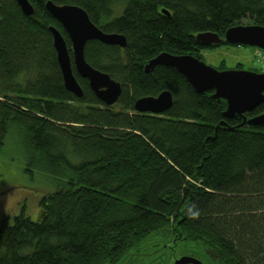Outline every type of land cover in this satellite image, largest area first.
<instances>
[{"label":"trees","instance_id":"1","mask_svg":"<svg viewBox=\"0 0 264 264\" xmlns=\"http://www.w3.org/2000/svg\"><path fill=\"white\" fill-rule=\"evenodd\" d=\"M46 1L29 0L25 15L0 0V152L13 136L29 167L56 184L39 221L1 218L0 264H113L164 230L202 245L212 264H264V125L247 122L264 103L226 117L224 100L196 92L173 67L144 71L161 52L203 60L199 32L264 25V0H51L125 35L124 48L84 45L87 63L120 83L114 105L77 74ZM49 26L65 39L82 97L64 88ZM164 90L173 96L165 113L133 109Z\"/></svg>","mask_w":264,"mask_h":264},{"label":"water","instance_id":"2","mask_svg":"<svg viewBox=\"0 0 264 264\" xmlns=\"http://www.w3.org/2000/svg\"><path fill=\"white\" fill-rule=\"evenodd\" d=\"M23 14L31 15L34 8L29 0H16ZM47 11L64 28L71 41L73 66L80 78L88 80L89 88L95 93L98 100L106 105H114L118 101L122 88L120 83L106 73L92 68L84 58V45L92 39L108 45L126 46L125 35L113 32L108 33L95 25L81 6L72 4H55L47 0L44 4ZM169 14L167 11H163ZM53 38L56 59L61 71L63 85L66 91L77 97H82L83 90L74 76L71 58H69L66 42L60 31L49 26ZM195 41L205 46L220 45L223 41L228 45L256 47L264 50V25L240 24L232 26L224 33L223 40L217 34L199 32ZM157 65L173 67L183 75L189 85L198 93L211 92L212 96L225 101L224 115L233 117L234 114L244 116L245 112L253 111L258 105L264 103V74L245 69H224L207 65L202 59L191 54H170L161 52L149 59L144 65L147 73ZM173 96L170 91L164 90L157 96L139 97L133 105L136 112L159 115L171 108ZM246 119H244L245 123ZM252 125H264V113L247 119ZM173 264H203L199 259L191 256L181 257Z\"/></svg>","mask_w":264,"mask_h":264},{"label":"rangeland","instance_id":"3","mask_svg":"<svg viewBox=\"0 0 264 264\" xmlns=\"http://www.w3.org/2000/svg\"><path fill=\"white\" fill-rule=\"evenodd\" d=\"M201 52L203 62L217 70H220L221 62L225 64L222 70L235 69L237 63H242V70L252 69L255 65L264 74V51L256 47L221 45ZM12 138L8 137L0 152V220L7 216L12 222L15 215L23 212L36 222L42 214L41 198L54 191L56 184L50 177L29 167L27 151L18 142L13 144ZM187 256L199 259L203 264H212L211 255L202 245L176 239L164 230L151 233L113 264H173Z\"/></svg>","mask_w":264,"mask_h":264},{"label":"flooded vegetation","instance_id":"4","mask_svg":"<svg viewBox=\"0 0 264 264\" xmlns=\"http://www.w3.org/2000/svg\"><path fill=\"white\" fill-rule=\"evenodd\" d=\"M223 36H224V34L220 36L222 40H223ZM221 45L231 46V45H228L227 43H225V41H223L220 45L211 44L209 46H202L200 49L197 48V50L199 51L202 49H204V50L211 49V48H215V47H220Z\"/></svg>","mask_w":264,"mask_h":264},{"label":"bare ground","instance_id":"5","mask_svg":"<svg viewBox=\"0 0 264 264\" xmlns=\"http://www.w3.org/2000/svg\"><path fill=\"white\" fill-rule=\"evenodd\" d=\"M200 45L205 46V45H203V44H201V43H200ZM76 97H77V96H76Z\"/></svg>","mask_w":264,"mask_h":264}]
</instances>
